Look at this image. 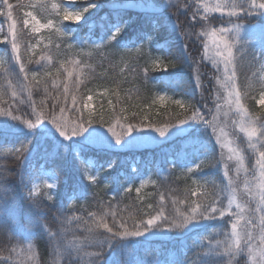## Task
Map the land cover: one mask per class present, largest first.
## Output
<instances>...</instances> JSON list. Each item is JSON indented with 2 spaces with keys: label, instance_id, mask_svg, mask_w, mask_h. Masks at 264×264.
<instances>
[{
  "label": "snow or ice",
  "instance_id": "obj_1",
  "mask_svg": "<svg viewBox=\"0 0 264 264\" xmlns=\"http://www.w3.org/2000/svg\"><path fill=\"white\" fill-rule=\"evenodd\" d=\"M76 4L77 0H28L27 4L18 0L17 7L32 9L23 13V28H18V21L13 15L14 5L9 0H0V17L7 22L6 30L0 23V45L5 47L6 57L0 59V68L4 69L6 77H10L6 87H0V102L7 104L6 108L0 107V117L4 118L0 119V147H7L11 155L20 161V171L15 175L18 176L23 198L29 202L28 213L24 223H21L14 211L15 197L8 183L13 173L10 169H0V232L18 234L27 244L26 248H22L8 243L0 251V264H28L30 261L39 264L33 251V240L39 231L47 233L50 238L52 255L57 258L54 264H60V257L65 258V264H264V116L251 113L245 106L243 101L249 96L250 86L241 85L238 78V69L251 73L250 76L245 75V80L256 79L260 88L258 104L264 108V22L254 23L249 19L260 17L264 20V0H176L174 4L169 0L155 6L144 3V0H83L80 6ZM104 8L109 9L108 15L99 17V10ZM132 9L140 10L144 23L151 30L141 29L135 40L126 41L128 29L135 22L134 17L128 16ZM43 13H47V16L41 22L38 15ZM168 13L170 15H166ZM215 13L227 17L220 21V27L211 26L210 15ZM189 15L192 31L185 32L178 21L180 16ZM172 16L176 17L175 21ZM62 21L75 24L83 21L92 35H95L94 28L99 26L100 38L98 41L91 36L83 40L77 38L73 43L75 33L70 36L71 30L66 29ZM165 25L179 32L186 42L209 38L214 47L209 48L205 43L204 56L220 74L214 78L225 94L224 105L219 103L221 96L217 95L215 110L209 109L211 119H208L199 108L177 99L173 103L180 109H190L191 115L179 118L177 114V119L163 126H154L150 123L145 125L143 121H129L127 116L122 115L125 109L120 108L116 112V106L109 99L112 119L106 123L103 114L99 121L94 119L92 94L86 98L80 94L81 84L93 78L91 74L95 73L91 61L98 57L100 59L96 63L102 64L104 59H108L109 65L115 67L109 57L124 51L141 53L146 45L149 50L155 48L164 52V47L152 33H157ZM197 25L199 31L196 30ZM24 29H30V34L37 36L42 29L53 30L58 37L54 46L56 54L66 45L73 59L58 61L59 68L55 69V75L50 68L41 65L45 69L44 78H38L40 73L30 70L27 64L45 61L47 65H53L51 41L44 44L47 54H41L36 61L32 57L43 39H37L35 43L29 41L24 49L27 56L25 61L21 55ZM210 52L212 55H209ZM148 54L149 61L143 66L129 67L125 63L121 73L125 69L132 75L142 72L147 83L150 68H159L163 64L161 57H152L150 51ZM77 56L87 59H76ZM187 58L191 59L190 54ZM66 63L71 68L66 67ZM171 66L175 67L176 64ZM61 71L65 74L63 80L59 79ZM48 77H52L50 86L55 94L49 90ZM195 81V89L201 88L199 75ZM41 86L45 98L37 103L33 98V89L39 90ZM106 94L107 90L100 93ZM113 94L119 101V93L113 90ZM188 94L194 95V90ZM48 99L53 101L51 106L47 103ZM164 100L165 97L160 96L153 103L162 104ZM25 105L34 119L22 118L17 114ZM225 107L227 111H224ZM232 112L237 117L231 121L234 130L243 134L248 147L253 150L255 164L251 168L245 166L243 150L234 146V140L223 135V128H220L221 135H217L221 113L228 118ZM208 128L215 135V143L227 149V160L235 159L234 176L230 174L228 164L224 163L223 152L216 159L215 148L209 147L210 142L204 140L202 130L206 132ZM17 135L24 137L18 144L8 139ZM166 141L180 142L179 151L169 161L174 167L183 173L202 171L206 159L210 168L219 171L223 163L224 182H210L205 178L203 183H199L193 177L192 184L197 185L199 191L185 188L181 197L179 194L173 195L177 190L170 188L167 196L164 192L159 194L155 206L152 203L147 205L151 211L144 212L142 208L128 205L118 214V202L113 205L99 201L101 210L89 211L87 216L65 210L68 206L65 201L70 203L86 199L89 195L88 186L77 183L65 193V201H61L56 209L60 229L52 231L42 223L49 211L44 197L50 201L53 195L58 196V192L50 190L56 188L58 181H66H61L52 169L34 168L32 162L35 159L55 160L71 151L73 159L82 165L81 174L91 183L111 184L112 196L115 197L121 192H132L135 179H139V187L135 189L139 195L146 183H154L150 176L138 174L134 178L124 177L123 183L120 174L109 179L102 173L112 171L115 162L98 164L85 153L91 148L130 150ZM133 171L137 172V169L133 167ZM156 174L159 175V171ZM45 188L49 191L42 192ZM189 196L199 199L189 200ZM129 208L135 211H128V215L124 216L123 211ZM226 216L234 217L230 222V231L225 230L224 223H208L223 222ZM210 228L211 232L208 231ZM157 240L173 241L179 246L175 252L166 251L153 245V241Z\"/></svg>",
  "mask_w": 264,
  "mask_h": 264
},
{
  "label": "trees",
  "instance_id": "obj_2",
  "mask_svg": "<svg viewBox=\"0 0 264 264\" xmlns=\"http://www.w3.org/2000/svg\"><path fill=\"white\" fill-rule=\"evenodd\" d=\"M148 1L154 6L162 2V0ZM9 2L14 5L13 15L18 21V28H23V13L25 11H31L32 9L27 7H17L18 0H9ZM22 2L27 4L28 0H22ZM82 2L83 1H78L76 6H80ZM108 12L109 9L107 8L99 10V17L107 16ZM166 15H170V13ZM46 16L47 13H43L38 15V18L43 22ZM128 16L134 17L135 22L132 27L128 29V34L125 37L126 41L135 40L141 29L145 31L151 30L150 26L144 23V17L140 14V11L130 10ZM99 17L96 18L97 25L100 23ZM172 19L175 21L176 17L172 16ZM217 19L218 15L210 16L211 26L215 27L219 25L216 23ZM249 19H251L252 22H260L259 20H261L256 18ZM222 20L225 19L223 18ZM0 23H2V26L6 30L7 22L4 17H0ZM178 23L185 32L192 31V20L190 15L187 17L180 16ZM62 25L66 29L71 30L69 32L70 36H73V33H75L73 36V43L76 42L77 38L83 40L89 36L98 41L101 35V28L99 26L94 28L95 35H92L88 26L85 25L83 21L80 24H72L68 21H62ZM196 30H200L199 25H197ZM152 34L156 37L159 44L164 47V52L158 51L155 48L149 50L146 45L141 53L124 51L122 53L117 52L115 56L109 57V59L112 60V63L116 65L115 67L109 65L108 59H104L102 64L96 63V60L100 59L98 57L91 61L95 67V73L91 74L93 78L88 79L84 84H81L80 94L85 98L88 94H92L93 99L91 102L93 103L94 109L92 111L95 114L94 119L99 121L101 114H103L106 123L112 119L113 110L108 107L109 99H111L113 105L116 106V112H119L120 108H124L125 112L122 115L127 116L129 121L136 123L143 121L145 125L150 123L154 126H163L164 124L177 119V114H179V118L190 116V109H180L173 103V101L177 99L183 100L187 104L194 105L196 108H199L208 119H211V116L208 115V111L209 109H213V111L215 110L216 96L222 95L219 85L214 78L217 76L216 69H213L212 65L206 63L203 57H201L200 61L195 58L198 47L196 50L192 49V47H187V53H189L190 56H193L191 59H188L185 54L186 50L184 51L185 45H187L186 42H184V38L179 32L172 31L170 25H165L161 27L157 33ZM40 38L43 39V43H40L36 48V55L32 57V60L36 61L41 54H47L48 50L44 49V44L51 41L53 51L52 59L54 63L53 65H47L45 61H41L39 64L33 62L27 64V67L30 70H35L40 73L38 78L43 79V71L45 69L42 68L41 65L50 68L53 75H55V69L59 68L58 61H68L73 59V57L66 45L62 46L59 53L56 54L54 46L58 41V37L53 30L44 29L37 36L36 34H30L29 29H24V46L21 47V55L25 61L27 60V56L25 55L24 49L27 43L29 41L35 43L36 40ZM75 50L79 51V48H76ZM85 50L87 51L88 49L86 48ZM149 51L152 57H161L163 59V64L159 68H150L148 73L150 79L147 83H145L143 79L142 72L137 75H132L127 69H125V71L121 73V68L124 67L125 63H127L129 67L132 65H136L137 67L143 66L149 61ZM4 53L5 47L0 45V59H6ZM121 56H123V61L121 60ZM165 56L166 58H164ZM75 58L87 59L86 57L80 56ZM173 63L176 64L175 67L171 66ZM65 66L71 68V65L68 63H66ZM165 66H167L166 71ZM5 67H8V65H5ZM85 72L89 73V70L85 69ZM246 74L249 76L251 75V73L246 72V70L238 69L240 84L250 86L248 87L249 96L243 102L251 113L264 116V108L257 105L260 98L259 84L255 78L245 80ZM197 75H199L201 82V88L199 89H195V77ZM64 76L65 74L61 71L59 79L63 80ZM9 78L10 77L5 76L4 69L0 68V87H6ZM46 79L49 83V90L55 94V90L51 89L50 86L52 77ZM106 90V95H100V93L105 92ZM113 90L119 93V101L117 96L113 94ZM193 90L194 95H189L188 93H192ZM201 92H204L203 98L201 97ZM160 96L165 97L164 102L162 104L159 102L153 103V100ZM33 98L37 103L45 98L42 86L39 90L36 88L33 89ZM9 103H11L10 100ZM47 103L51 106L53 101L48 99ZM219 103L222 105L223 99H220ZM0 107L6 108L7 104L0 102ZM69 107H71L70 102ZM132 113H136V115L133 116ZM17 114L21 115L22 118H33L30 109H28L26 105L22 106V110ZM9 122L14 124L17 123L15 121ZM23 138L22 135L8 137L11 142L17 144L22 141ZM179 149V141L169 142L154 149H141L126 151L124 153L109 152L96 148L89 149L85 155L90 157L95 163L106 164L110 161L115 162L116 166L112 171H104L102 173L103 176H107L109 179L112 176L120 174L121 183H123L124 177L134 178L139 174L145 177L150 176L151 181H154V183H146L145 186L141 188L139 195H137L135 189L136 187H139L140 180L135 179V182L132 185V192H121L120 195L115 197L112 196L111 184L108 186H105L103 183L93 184L86 179V176L81 174L82 165L73 159L71 151H69L67 155L61 156L55 160L45 161L39 158L35 159L32 162L34 168L43 167L45 169H52L55 171L56 175L61 178V181H66V183L58 181L56 189L54 191L50 190L53 193L58 192V196L53 195V199L50 201L47 200L46 196L44 197V202L48 205L49 211L47 212V219L42 221V223L47 224L52 231H58L60 229V219L58 218L59 213L56 209L61 201H65V193L70 191L77 183L87 185L89 195L86 199L72 201L70 203L65 201V203L68 204L65 210L67 212H75L77 215L83 214L84 216H87L89 211L96 212L101 210L98 205L99 201H103L105 204L110 202L113 205H116L118 202L119 207L116 209L118 214H121L120 210L128 205H135L136 207L142 208L144 212H148L151 210L147 208V205L152 203L155 206L159 200V194L161 192H164L167 196L169 194V189L175 188L177 192L172 194H179L182 197L185 188L198 190L197 185L192 184L193 177L197 178L199 183H203L205 178L212 182L210 180L212 168L208 166L206 159L203 161L202 171L194 170L193 173H183L181 169L174 167L169 161L175 157V153L179 151ZM19 165L20 161L16 160L11 155L7 147H0V169H10L13 173V175L10 176L8 183L13 190L15 197L14 211L20 222L24 223V218L29 210V202L23 198V194L19 187L18 176L15 175V173L20 171ZM133 167L137 169V172L133 171ZM157 171H159V175L156 174ZM47 191L49 190L46 188L42 189V192ZM192 199L196 198L189 196V200ZM243 199H247V197H243ZM128 211H135V209L129 208L128 210L123 211L122 214L127 216ZM0 222H2V218H0ZM129 224H131V220H129ZM208 231L211 232L212 229L210 228ZM8 243L16 244L22 248L27 247V244L22 241V238L18 234L12 235L0 232V251H3ZM153 245L172 252H175L176 248L179 246L176 242L163 240L153 241ZM33 251L36 254V260H38L39 264H54V261L57 259L52 255L50 238L47 233L43 231H39L33 240ZM4 254L7 255V252ZM28 264H34V262L30 261ZM60 264H65L64 257H60Z\"/></svg>",
  "mask_w": 264,
  "mask_h": 264
},
{
  "label": "rangeland",
  "instance_id": "obj_3",
  "mask_svg": "<svg viewBox=\"0 0 264 264\" xmlns=\"http://www.w3.org/2000/svg\"><path fill=\"white\" fill-rule=\"evenodd\" d=\"M25 1H27V0H25ZM78 1H83V0H77V2ZM162 2H169V0H162ZM170 2L172 4H174L176 2V0H170ZM144 3H146L148 5L154 6L148 0H144ZM132 10L140 11L139 9H132ZM212 15H218V19H217V22L216 23L219 24V25H217L215 27H220L221 26L220 21L223 18L225 20L227 19V17H220L219 13L211 14L210 16H212ZM254 18L261 19L260 17H254ZM259 21L260 22H264V20H259ZM68 22H70L72 24H75V23H73L71 21H68ZM254 23H256V22H254ZM42 30H44V29H42ZM184 42H186L185 39H184ZM205 43H207L209 45V48H213L214 47L213 45H211V42H210V40H209L208 37H201L199 40H189V41L186 42L187 47H189V48L192 47V49H195L196 50L197 47H198L197 53L195 54V58H197L200 61L201 60V57H203V59L206 61V63H208L209 65H212L211 61L209 59L205 58V56H204V45H205ZM184 51H185V48H184ZM185 52H186L185 53L186 56L188 57L189 53H187V51H185ZM209 55H212V53L210 52ZM191 57H193V56H191ZM221 68H222V65H221ZM213 69H215V68H213ZM209 72H211V71H209ZM219 75L220 74L217 73V76H219ZM219 88H220V86H219ZM220 90L222 92L221 99H223V97H224L225 94L223 92V89L220 88ZM203 94H204V92H203ZM224 103H225V101L223 99V104L222 105H224ZM257 105H259L258 102H257ZM91 106H92L91 110H94L93 109V103L92 102H91ZM224 111H227V108L226 107L224 108ZM236 118L237 117H236V114L234 112H232L228 118H225L223 116V113H221V117H220V127L217 128V135H221L220 128H223V135H226L228 139L234 140L235 141L234 146H236L239 149L243 150V152L245 153V166L248 167V168H251L255 164V156L253 154V150L248 147L246 138L243 136V134L242 133H239L238 131H235L234 130L231 121L233 119H236ZM0 119H4V118L3 117H0ZM32 119H34V117ZM225 121H227L226 124H225ZM228 127H229V129H228ZM202 136H203V138H204V140L206 142H210L209 143V147H214L215 148L216 159H219L220 153L223 152L224 157H225L224 163H227L228 164L229 169H230V174L234 176L235 175V159H233L232 161H228L227 160V155L229 153H228V151H227L226 148L222 149L218 144L215 143V135H213L212 129H209L208 128L206 132H204L202 130ZM171 142H173V141H171ZM166 143H169V142L166 141V142H164L162 144H159V145H151V144L141 145V146H138V147H134V148H132L130 150H113V151H109V152L124 153L126 151H135V150H141V149H154V148H157V147H159V146H161L163 144H166ZM242 176H243V173H241V177ZM210 180L211 181H214L216 183H223L224 182V177H223V163L220 165V170L219 171H217L216 169H213V168L211 169ZM241 187H242V185H241ZM197 191H199V189ZM195 198L196 199H199V197H195ZM225 203H226V201H225ZM232 219H234V217H228V216H226L224 218V221L223 222H221V221H210L208 223H210V224H220V223H224L225 230L230 231V222H231Z\"/></svg>",
  "mask_w": 264,
  "mask_h": 264
}]
</instances>
